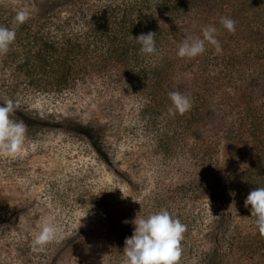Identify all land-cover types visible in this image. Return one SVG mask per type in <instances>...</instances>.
Masks as SVG:
<instances>
[{
	"label": "rangeland",
	"instance_id": "1",
	"mask_svg": "<svg viewBox=\"0 0 264 264\" xmlns=\"http://www.w3.org/2000/svg\"><path fill=\"white\" fill-rule=\"evenodd\" d=\"M253 1L214 0L209 9L208 0L198 4L180 26L167 27L176 39L177 52L186 37L203 38L207 26L217 29L215 38L222 48L218 53L205 41V51L195 58H181L175 52L176 67L166 72L152 103L157 115L171 125L169 142L160 140L147 123H139L140 109L131 110L125 98L118 104H112L110 97L83 98L72 105L56 104L54 109L39 99L31 106L111 125L106 135L118 145L121 167L137 177L135 186L123 184L122 189L125 196L134 195L140 202L132 201L136 212L132 216L147 217L166 209L188 224L182 241L187 243L188 264H199L198 247L204 236L223 231L208 224L202 234L208 218L230 221L229 236L259 235L250 206L244 207L249 192L264 187V12L259 9L261 0ZM44 4L59 8L67 2L0 0V5L27 10ZM221 17L236 21L234 33L222 26ZM172 91L190 98L192 107L185 114L168 113ZM25 123L29 128L25 149L14 157L0 155V166L6 165L0 169V210L7 216L0 222V264H110L112 235L101 214L102 204L108 210L118 209L122 218L126 213L124 196L108 187L117 181V170L108 171L100 159H94L81 139L60 133L66 131L49 128L40 135L33 129L35 123ZM157 127L167 131L160 124ZM213 145L217 154L205 166L214 187L207 189L204 181L196 180L200 176L196 167L202 162L197 163L194 155ZM102 197L107 201L102 203ZM45 220L61 227V238L44 251H35L32 240ZM118 223L122 230L133 232L132 224ZM230 255L223 264H264L258 256L245 261L237 253Z\"/></svg>",
	"mask_w": 264,
	"mask_h": 264
},
{
	"label": "trees",
	"instance_id": "2",
	"mask_svg": "<svg viewBox=\"0 0 264 264\" xmlns=\"http://www.w3.org/2000/svg\"><path fill=\"white\" fill-rule=\"evenodd\" d=\"M207 1L66 0L67 5L59 8L45 4L42 8L36 6L28 10L30 18L16 28V39L7 54L0 55V104L8 99L18 101L19 107L11 114V119L22 121L25 125V121L35 123L33 129L40 135L48 133L49 128H59V131H66L60 132L62 135L81 139L88 145L87 149L94 159H100L108 171L117 170V181L108 187L122 197L123 184L127 188L135 186L137 177L122 169L118 145L106 135L111 131V125L94 123L83 116L75 118L57 110L46 113L47 110L43 112L31 106L39 99L53 104L50 109H54L56 104L72 105L83 98L97 101L110 97L112 104H118L125 98L131 110L140 109L137 113L139 123H147L149 129L160 134V140L169 142L173 132L171 125L164 116L160 118L152 107L158 98L157 87L167 77L166 72L176 67L174 54L177 42L167 27L180 26L182 20L198 9V4ZM209 1L210 9L214 0ZM261 2L259 9L264 12V0ZM19 10L11 5H0V26L11 27ZM148 32L155 33L157 51L151 55L142 54L139 50L141 46L133 38ZM159 124L167 131L158 129ZM28 131L29 128L25 138ZM25 143L26 140L24 149ZM217 151L216 145L207 146L194 155L197 163L198 160L202 162L196 167L202 180L198 176L196 180L204 181L207 189L214 186L213 180L209 179V167L205 164ZM5 166H0L1 171L5 170ZM190 184L186 185V189ZM124 198V219L116 208L108 210L104 204L103 211L99 208L103 212L101 219L108 223L112 235L108 245L110 264H118L123 258L125 238L132 235L122 230L118 222L131 221L135 217L132 216L136 214L132 201L138 198L134 195ZM101 201L104 203L107 200L102 197ZM1 211L0 222H4L7 216ZM17 211L19 209L15 215ZM208 224L210 227H223V231L219 235L208 233L202 238L198 247L199 264H223L226 259L229 261L232 258L230 254L233 253L245 261L257 256L260 261L264 260V238L259 235L252 238L229 236L227 229L230 221L223 223L215 216L203 222L202 234ZM186 226L189 227L188 224ZM186 247L185 240L179 264H188L184 261Z\"/></svg>",
	"mask_w": 264,
	"mask_h": 264
},
{
	"label": "clouds",
	"instance_id": "3",
	"mask_svg": "<svg viewBox=\"0 0 264 264\" xmlns=\"http://www.w3.org/2000/svg\"><path fill=\"white\" fill-rule=\"evenodd\" d=\"M29 18L30 12L27 9H20L13 17L11 27L0 26V55L7 54L16 39V28ZM220 23L228 32H235L236 21L233 19L221 17ZM216 32L215 27L207 26L202 29L203 38L186 37L177 55L181 58H195L205 51V41L213 45L218 53L221 52L220 43L215 38ZM133 38L141 46L139 50L142 54L156 53L155 33H141ZM168 95L171 101L168 108L170 115H183L191 109L192 104L186 94L172 91ZM18 107V101L12 99L0 104V155L14 157L24 146L26 125L22 121L11 119V114ZM134 201L140 204L139 201ZM244 207L250 210L258 233L264 238V187L251 190L244 200ZM123 223H131L134 230L130 237L125 238L121 264H179L182 241L187 231V226L179 218H174L168 210L162 209L147 217L136 215L133 220H125ZM61 233L59 225L51 220L43 221L32 240L33 250L44 251L48 244L61 238Z\"/></svg>",
	"mask_w": 264,
	"mask_h": 264
}]
</instances>
